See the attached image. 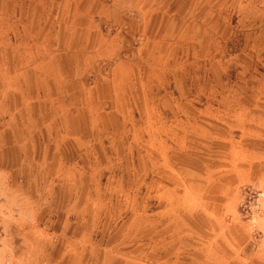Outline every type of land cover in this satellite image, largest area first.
I'll list each match as a JSON object with an SVG mask.
<instances>
[{
	"label": "rangeland",
	"instance_id": "rangeland-1",
	"mask_svg": "<svg viewBox=\"0 0 264 264\" xmlns=\"http://www.w3.org/2000/svg\"><path fill=\"white\" fill-rule=\"evenodd\" d=\"M66 2L0 0V168L42 194L38 264H264L238 207L264 189V0H142L175 32L154 48Z\"/></svg>",
	"mask_w": 264,
	"mask_h": 264
},
{
	"label": "clouds",
	"instance_id": "clouds-1",
	"mask_svg": "<svg viewBox=\"0 0 264 264\" xmlns=\"http://www.w3.org/2000/svg\"><path fill=\"white\" fill-rule=\"evenodd\" d=\"M253 199L247 203L248 196L240 206H247L248 230L252 237L254 254L264 256V218L261 223L252 224V209L259 214V205L264 199V189L259 188V180L250 187ZM44 200L37 193L34 198L31 192L20 183H13L12 172L0 168V264H38L39 255L23 238V228L36 222L42 210ZM238 210V208H237ZM17 240L21 243L18 245Z\"/></svg>",
	"mask_w": 264,
	"mask_h": 264
},
{
	"label": "crops",
	"instance_id": "crops-1",
	"mask_svg": "<svg viewBox=\"0 0 264 264\" xmlns=\"http://www.w3.org/2000/svg\"><path fill=\"white\" fill-rule=\"evenodd\" d=\"M112 1V3L109 5L108 2L109 1H91V0H75L74 5L72 6L70 4V2H66L65 4V8H72L77 12L76 16V20L77 23H85L86 21H89V19L91 18V15L93 13H104V14H108L110 16H112L113 18L116 19V21H123V24L125 29L127 27V30L132 31L133 34H137L140 35L141 38L146 39L145 42V47H152L154 48V45L156 44H160L161 46H164L166 44H169L170 41H172V39L175 36V32L171 33V28L166 26L169 23H167L166 19H165V12L159 13L154 12L152 5H150L149 9L144 11L143 10V5H142V0H110ZM142 5V6H141ZM72 6V7H71ZM133 11L134 17H132L130 20H127V15L125 17H122V14L126 13L127 11ZM139 10H143L144 13H139ZM125 18V19H124ZM147 20L149 19V24L146 26H141L139 24V20ZM126 23V24H125ZM183 25V24H182ZM181 24L177 23L176 26L180 27L182 26ZM185 25V23H184ZM79 26V27H78ZM82 28H85L83 25H81ZM80 25H76L75 31L77 30V33L79 31H84V30H79ZM96 27H92V31H88L87 33L84 31L85 34V41L87 43L88 39L89 41H91L92 39H95L94 35H93V29H95ZM79 30V31H78ZM129 31V32H130ZM82 33V32H81ZM188 31H183L182 35L180 37V41L181 40H186L188 37ZM83 34V33H82ZM205 36V34H204ZM78 39H80V37H78ZM85 41L83 40H79L77 42V45L81 48L86 46V43H84ZM205 41V39H203L201 42L203 43ZM153 43V44H152ZM211 43V42H209ZM97 44V43H95ZM163 44V45H162ZM176 44H179L178 42H176ZM89 45V42L87 43V47ZM98 45V44H97ZM100 49L98 51V53H96L95 59L98 58L100 55L104 54L103 52L106 51V45H105V41L102 40L101 44H99ZM78 49V48H77ZM210 51V49H206L205 51V55ZM102 53V54H101ZM204 53V51H203ZM202 54V53H201ZM147 59L142 58V59H138L137 62L135 63L136 66H143L146 65ZM150 62H152V59H150ZM182 74H185L186 77L183 79L184 81L188 82L189 78L188 77L190 75V70L187 69L185 71H183ZM156 95V93H155ZM149 96V94H148ZM175 97H181V98H188L190 97V90H181V93L178 95H174Z\"/></svg>",
	"mask_w": 264,
	"mask_h": 264
}]
</instances>
